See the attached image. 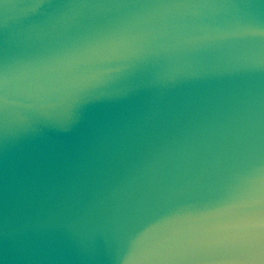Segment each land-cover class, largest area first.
<instances>
[{"label":"water","instance_id":"water-1","mask_svg":"<svg viewBox=\"0 0 264 264\" xmlns=\"http://www.w3.org/2000/svg\"><path fill=\"white\" fill-rule=\"evenodd\" d=\"M0 264H264V0H0Z\"/></svg>","mask_w":264,"mask_h":264}]
</instances>
